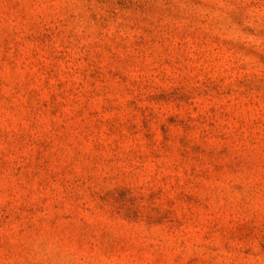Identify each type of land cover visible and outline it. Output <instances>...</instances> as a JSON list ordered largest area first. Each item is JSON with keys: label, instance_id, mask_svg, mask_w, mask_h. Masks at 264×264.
<instances>
[{"label": "rangeland", "instance_id": "rangeland-1", "mask_svg": "<svg viewBox=\"0 0 264 264\" xmlns=\"http://www.w3.org/2000/svg\"><path fill=\"white\" fill-rule=\"evenodd\" d=\"M0 264H264V0H0Z\"/></svg>", "mask_w": 264, "mask_h": 264}]
</instances>
